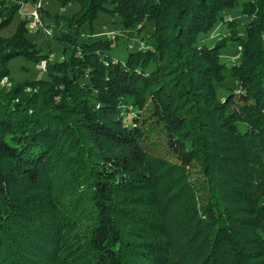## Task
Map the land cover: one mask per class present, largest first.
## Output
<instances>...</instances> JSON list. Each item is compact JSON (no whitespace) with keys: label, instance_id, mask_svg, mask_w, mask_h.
<instances>
[{"label":"trees","instance_id":"obj_1","mask_svg":"<svg viewBox=\"0 0 264 264\" xmlns=\"http://www.w3.org/2000/svg\"><path fill=\"white\" fill-rule=\"evenodd\" d=\"M61 1L81 6L74 34L56 37L58 60L19 21L0 35V81L12 80L16 56L46 60L45 76L0 87V264H184L194 246L202 258L186 264H264V0L242 1L243 35L222 15L239 0ZM7 2L0 32L17 11ZM100 12L131 33L152 22L153 32L115 59L112 37L78 41ZM221 20L230 31L201 42ZM230 41L239 54L227 66L220 50ZM225 73L234 81L219 97ZM153 126L183 172L165 198L159 177L141 170ZM182 196V245L145 238L166 231Z\"/></svg>","mask_w":264,"mask_h":264},{"label":"rangeland","instance_id":"obj_2","mask_svg":"<svg viewBox=\"0 0 264 264\" xmlns=\"http://www.w3.org/2000/svg\"><path fill=\"white\" fill-rule=\"evenodd\" d=\"M242 1L243 0L238 1L239 6L223 11L222 15L224 20L234 18V22H236L237 25L235 31L243 35L242 23H245L248 18L241 12ZM9 3L16 4L17 11L13 22L7 28L3 29L0 32V35L8 36L12 34L15 31L16 24L19 21V23L24 26L23 29L26 30V32H28L30 35V38L35 40L38 46L43 48L44 52L49 53V60H58V58L61 56L64 43L58 41L56 37L62 34L61 32L74 34L76 26L74 24L69 25V20H71V18L79 11L81 6L79 2L71 1V3L67 2L63 4L61 0H37L36 2H31L28 0H8L7 4ZM34 10L37 11L41 23L31 28L29 26V21H32V13ZM24 20H27V23L24 22ZM221 22H218V27L211 30L208 34L201 36V40H203L201 42H206L209 46H211L214 41L220 37V34L226 35L230 31V28L227 26V22L222 20ZM152 32V22H146L145 28L138 32L131 33L129 30H124V28L120 26L119 18L117 16H111L107 13L100 12L98 17H96L92 23L86 22L79 26L77 37L78 41H88L98 38L112 37L114 42L108 51L109 54L115 59L124 60L128 51L135 50L140 46H145L144 42L147 41ZM262 38V42L264 44V32ZM220 52L222 55L221 60L224 61L227 66L231 64V60L238 61L239 48L235 41L228 42V44L223 49H221ZM8 66L12 80H10L8 77L3 78L0 81V87L8 88L12 86V82L14 81H22L26 78L34 79L36 77H43L46 74L45 59H42L37 65H35L34 62L32 63L31 60H27L25 57L20 55L11 59ZM224 79V85L219 86L217 89V94L219 97H223L227 95V92H230V90L225 86L232 85V81H234L230 73H225ZM24 91L26 93H30L33 91V89L32 87H27ZM146 114L147 109L144 111L142 118L145 117ZM239 126L244 128L243 123H239ZM146 130L149 132L147 135L149 137L144 148L145 161L141 170H152L154 177H159L158 181L161 183L160 188H162V190L165 189L164 191L166 192V195H164L165 198L177 192L176 187L179 186V183L182 184L183 180H178L176 177L178 175V177H180L183 172L178 173L176 167H174V158L169 152H167L165 148V135L160 130V128L153 126ZM175 171H177V175H175ZM17 189H20V187H17ZM226 192L227 197H229L228 199H230L232 205L239 203L237 196L230 193L229 191ZM146 193H149V191H139L134 194ZM175 201L176 202L169 207L170 209L168 208L169 212L167 213L168 221L166 231L163 233H161L162 231H159V234H155L153 233L154 230L151 231L148 229H142L148 230L146 232L148 236L145 238H150L161 242L166 241L165 239L170 237V239L173 240L174 244H172L175 247L182 245V241L184 240L179 238L184 237V231L180 228V222L183 224L186 223V216H182V212L189 207L190 202L189 198L186 196H182V198H178ZM130 224L134 226L135 230L139 228V225L136 223L132 224V222H130ZM35 243L38 242L35 241ZM196 246H198V244H196ZM185 247L186 246L184 244L182 248L184 251ZM198 249L199 246L193 247V253H191V256H188V259L184 264L187 262L194 263L193 260L198 262V260L202 258L201 254L199 256L195 255ZM33 257L36 258V255H33Z\"/></svg>","mask_w":264,"mask_h":264},{"label":"built area","instance_id":"obj_3","mask_svg":"<svg viewBox=\"0 0 264 264\" xmlns=\"http://www.w3.org/2000/svg\"><path fill=\"white\" fill-rule=\"evenodd\" d=\"M32 21H29V26L31 28H33V26H37V24H40L41 21H40V17L39 15L37 14V11L34 10V12L32 13Z\"/></svg>","mask_w":264,"mask_h":264}]
</instances>
